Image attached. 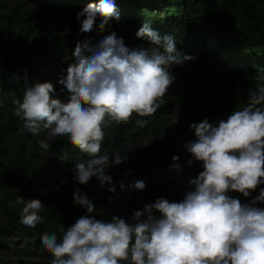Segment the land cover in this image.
<instances>
[{
    "label": "clouds",
    "instance_id": "1",
    "mask_svg": "<svg viewBox=\"0 0 264 264\" xmlns=\"http://www.w3.org/2000/svg\"><path fill=\"white\" fill-rule=\"evenodd\" d=\"M76 20L80 33L109 34L94 45L76 42L72 61L57 81L59 91L25 73L22 101H13L15 115L27 133L46 131L52 140L66 136L89 157L74 163V183L86 186L96 178L114 193L108 169L125 162L127 155H101L104 129L127 124L134 115L139 117L136 126L146 127L145 118L157 113L176 79L171 69L195 57L180 53L175 36L162 35L150 20H143L136 32L150 47L126 46L109 31L121 21L114 0H89ZM189 128L194 139L183 145L188 164L200 162L202 170L190 180L182 200L158 197L134 209L131 223L116 215L99 220L93 215L94 202L75 188L73 203L86 214L64 229L60 239L55 231L42 234L50 264H264V207L258 206L264 205V85L248 89L246 106L233 109L226 119L211 122L205 117ZM39 144L49 147L45 141ZM128 187L144 191L146 185L137 181ZM16 203L23 204L22 225L34 229L44 221L41 200L18 197Z\"/></svg>",
    "mask_w": 264,
    "mask_h": 264
},
{
    "label": "trees",
    "instance_id": "2",
    "mask_svg": "<svg viewBox=\"0 0 264 264\" xmlns=\"http://www.w3.org/2000/svg\"><path fill=\"white\" fill-rule=\"evenodd\" d=\"M3 1L11 4L6 10H0V114L3 118L0 121V252L13 242L10 237L14 235L31 241L52 258L41 243L42 234L55 231L58 239L62 238L63 230L85 215L86 210L60 197L45 204L41 211L44 221L34 229L19 223L23 204L12 199L6 184L24 188L21 180L24 177L32 188L34 180L44 171L33 175L32 169L20 162L19 157L27 148H32L40 134L34 136L23 130L13 101H22L25 73L31 81L40 82L45 75L42 67L56 62L55 59H60L58 63L62 66L56 67V73L67 68L77 41L88 40L94 45L109 33L79 32L76 14L89 0ZM114 3L121 21L113 22L109 31L122 37L126 46L150 47L136 37L142 21L150 20L151 26L162 35L175 36L180 53L195 57L171 69L176 76V93L171 98L164 97L165 102L157 113L146 118L149 121L146 127L129 132L131 135L144 129L152 134L150 145L157 147L159 160L144 167L120 148L122 155H127L125 163L131 170L130 176L144 178L160 192V197L176 202L184 197L177 195L176 183H186L202 170V164L196 168L188 164L190 156L183 147L194 136L192 131L190 135V124L205 117L211 122L226 119L233 109L246 106L248 89L264 85V0H114ZM2 32L14 35L10 55L4 49ZM171 109L176 120L169 124L163 114ZM120 125L117 124L118 130ZM167 129H173L178 139L177 148L170 152L155 137L159 130ZM102 146L114 148L116 144L105 133ZM52 150L58 162L65 166H74L81 153L66 136L55 139ZM174 155L179 156L178 161L172 160ZM156 173H169L164 192ZM29 192L27 189L26 193ZM230 195L235 197V192ZM94 204L95 218L107 220L105 210Z\"/></svg>",
    "mask_w": 264,
    "mask_h": 264
},
{
    "label": "rangeland",
    "instance_id": "3",
    "mask_svg": "<svg viewBox=\"0 0 264 264\" xmlns=\"http://www.w3.org/2000/svg\"><path fill=\"white\" fill-rule=\"evenodd\" d=\"M9 4H11V2L0 0V10H6ZM1 35L5 40L4 49L6 50L7 55H10V53H12L11 48L15 43L14 35L9 32H2ZM55 61L56 62H50L42 67V71H44L45 75L40 82H51L57 87V91H59L60 86L57 81L61 75L65 74V71L60 69V71L56 73V67L60 65L58 63L60 59H55ZM59 67L61 68L62 66L60 65ZM172 74L174 75V73ZM175 93L176 79L169 89V93L165 97L171 98ZM61 98H63V96H61ZM163 117L168 118L169 124H172L176 120V116L172 109L167 113H164ZM137 118L139 117L134 115L129 123L120 125L119 130L117 129V124H113L104 129V132L112 141H114L116 146L114 148L102 146L101 155L107 154L110 158L117 152L122 155L120 149L122 148L134 156L144 167L153 165L159 160L157 147L150 145L152 134L146 132L147 130L144 129H141L134 134H129V132L133 130L140 129L135 124ZM2 120L3 118L1 116L0 121ZM19 125L22 126L21 123H19ZM155 137L162 144L163 149L168 152L177 148L178 139L176 132L173 129H167L166 131L159 130ZM192 139H194L193 135H191V140ZM40 141L47 142L49 147L47 149L40 147ZM54 141L55 140L48 138L46 131H42L38 141L32 146V148H27L19 157L20 162L23 165L32 169L31 173H33V175H36L41 170H43L44 173L34 180L35 183L32 188L28 187V180L24 177H21V180L25 184L24 188L18 186L13 187L7 182L5 188H7L12 194V199L17 200L18 197L26 196L25 199L41 200L44 206L49 201H55L60 197L67 198L68 201L70 200L73 202V190L75 188H80L83 193L87 194L90 200L105 210L107 220H110L111 216L116 215L125 218L131 223L129 215L134 209H142L145 203L154 202L156 198L160 197V192L155 187H150L144 178L138 177L137 175L130 176L129 174L131 173V170L125 162L119 165H114L108 169L107 174L112 176L113 186L116 189L114 193H110L106 191L104 187H101L96 178L90 180L89 187L74 183V166H65L58 162L55 151L52 150V144ZM88 158L87 155L78 153L75 161H86ZM200 164V162H193L190 166L196 168ZM156 174L157 178L162 183L161 190L164 192L168 186L167 178L169 173H163V175L159 173ZM137 181H143L145 183L146 188L144 191H135L128 187L129 185H134ZM189 182L190 181L183 183L182 181H178L176 183L175 189L177 195L184 196L185 191L191 188ZM121 184L125 185L124 189H121ZM262 187H264V185H262ZM27 189L30 190L29 193H26ZM45 191L47 194H45ZM0 192H2V186H0ZM252 195H258V191L254 192ZM235 197L239 198L242 202H248V199L244 198L239 193H235ZM182 199L183 197L178 198L176 202ZM258 206L264 207V205ZM39 214L42 216L41 212ZM10 238L13 239V242L0 252V264H50L51 258L43 253L38 246L31 244V241L26 242L25 239H22L21 237L18 238L14 235ZM24 247L27 249L25 250ZM4 259L5 261H3ZM26 260H29V263H27Z\"/></svg>",
    "mask_w": 264,
    "mask_h": 264
}]
</instances>
